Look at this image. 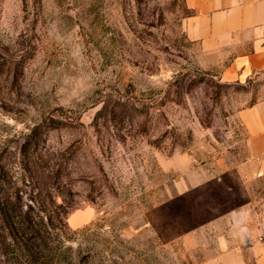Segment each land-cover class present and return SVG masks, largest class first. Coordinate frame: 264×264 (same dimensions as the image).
Here are the masks:
<instances>
[{"label": "rangeland", "instance_id": "obj_1", "mask_svg": "<svg viewBox=\"0 0 264 264\" xmlns=\"http://www.w3.org/2000/svg\"><path fill=\"white\" fill-rule=\"evenodd\" d=\"M189 13L185 0H0V168L35 214L49 194L61 205L48 257L208 264L240 226L264 256V177L238 116L261 82L203 67Z\"/></svg>", "mask_w": 264, "mask_h": 264}, {"label": "crops", "instance_id": "obj_2", "mask_svg": "<svg viewBox=\"0 0 264 264\" xmlns=\"http://www.w3.org/2000/svg\"><path fill=\"white\" fill-rule=\"evenodd\" d=\"M190 13L185 19L187 38L199 45V60L206 69H216L225 81H259L264 92V0H185ZM248 135L255 171L264 177V95L238 112ZM228 221L230 214L224 215ZM240 226L232 245L220 246L218 257L208 264H264L253 254L250 229L244 243Z\"/></svg>", "mask_w": 264, "mask_h": 264}, {"label": "trees", "instance_id": "obj_3", "mask_svg": "<svg viewBox=\"0 0 264 264\" xmlns=\"http://www.w3.org/2000/svg\"><path fill=\"white\" fill-rule=\"evenodd\" d=\"M106 109L104 105L98 113ZM43 123L34 125L26 135L24 154L37 144ZM6 177L5 168H0V264H63L62 256L43 253L52 249L47 239L55 228L54 220L61 217V205L49 194L45 210L35 214L32 202L23 200L25 190L7 185Z\"/></svg>", "mask_w": 264, "mask_h": 264}, {"label": "water", "instance_id": "obj_4", "mask_svg": "<svg viewBox=\"0 0 264 264\" xmlns=\"http://www.w3.org/2000/svg\"><path fill=\"white\" fill-rule=\"evenodd\" d=\"M241 236H242V239H243L244 243H248L249 242V238H248V234H247V229L246 228L242 229Z\"/></svg>", "mask_w": 264, "mask_h": 264}]
</instances>
